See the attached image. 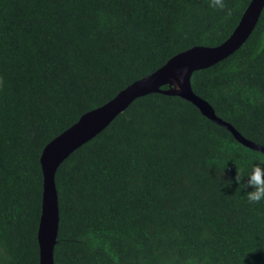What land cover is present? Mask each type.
Instances as JSON below:
<instances>
[{
    "label": "trees",
    "instance_id": "trees-1",
    "mask_svg": "<svg viewBox=\"0 0 264 264\" xmlns=\"http://www.w3.org/2000/svg\"><path fill=\"white\" fill-rule=\"evenodd\" d=\"M250 1L0 0V264L39 263L43 148L175 55L222 44ZM191 88L264 147V9ZM261 157L178 96L136 99L56 171L54 264H264V201L235 182Z\"/></svg>",
    "mask_w": 264,
    "mask_h": 264
},
{
    "label": "water",
    "instance_id": "water-1",
    "mask_svg": "<svg viewBox=\"0 0 264 264\" xmlns=\"http://www.w3.org/2000/svg\"><path fill=\"white\" fill-rule=\"evenodd\" d=\"M263 9L264 0H251L238 25L222 44L213 48L193 47L175 55L160 69L130 84L106 104L83 114L76 123L43 148L39 158L43 182L37 232L38 264H54L53 253L59 227L58 194L55 185L58 167L71 153L96 137L140 97L153 93L178 96L195 106L205 118L225 128L241 145L264 154L263 146L245 139L233 126L218 118L211 106L195 95L191 88L194 72L227 59L243 46L255 29ZM184 69L186 75L183 81H180L177 73ZM174 83L178 85L179 90H172ZM163 86H168V89L163 90Z\"/></svg>",
    "mask_w": 264,
    "mask_h": 264
},
{
    "label": "clouds",
    "instance_id": "clouds-1",
    "mask_svg": "<svg viewBox=\"0 0 264 264\" xmlns=\"http://www.w3.org/2000/svg\"><path fill=\"white\" fill-rule=\"evenodd\" d=\"M209 6L216 10H226L225 0H209ZM245 177L236 175L235 182L241 190L251 188L246 191L247 201L251 204H258L264 201V157H261L259 163L254 164L251 171L246 174V183H241ZM232 181H230V184Z\"/></svg>",
    "mask_w": 264,
    "mask_h": 264
},
{
    "label": "rangeland",
    "instance_id": "rangeland-1",
    "mask_svg": "<svg viewBox=\"0 0 264 264\" xmlns=\"http://www.w3.org/2000/svg\"><path fill=\"white\" fill-rule=\"evenodd\" d=\"M177 75H178L179 80H180V81H183V79H184V77H185V75H186V69H184V70H182V71H179V72L177 73ZM171 88H172V90H174V91L179 90V87H178V85H177L176 83H174V84L172 85Z\"/></svg>",
    "mask_w": 264,
    "mask_h": 264
}]
</instances>
